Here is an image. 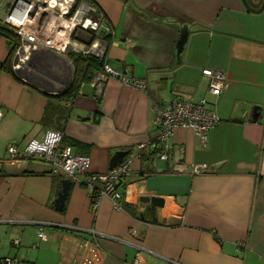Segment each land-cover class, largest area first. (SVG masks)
<instances>
[{
	"label": "crops",
	"instance_id": "0c3cea01",
	"mask_svg": "<svg viewBox=\"0 0 264 264\" xmlns=\"http://www.w3.org/2000/svg\"><path fill=\"white\" fill-rule=\"evenodd\" d=\"M1 1L0 19L11 0ZM94 1L112 26L104 62L145 78L147 90L117 77L98 90L92 81L97 69L78 74V55L71 52H42L32 62L35 71L17 72L2 43L0 158L8 145L43 140L49 129L63 131L62 143L74 153L90 156L92 171L111 169L119 150L136 153L120 185L123 208L109 196L94 208L93 192L82 181L73 183L58 210L65 178L53 176L42 161L2 163L0 256L17 257L18 264H83L90 253L82 242L97 239L99 264H130L137 255L146 264H264V0ZM185 26L188 40L178 54ZM41 60L48 64L40 66ZM206 68L227 75L228 87L218 97L209 92ZM71 84L74 92L52 94ZM175 97H208L214 104L221 120L207 142L191 128H178L170 160L139 151L138 144L156 135L155 109ZM253 105L261 107L257 120L248 114ZM178 157L206 162L212 171L177 173ZM154 195L165 199L157 221L149 212L142 217L138 207L141 196ZM132 229L140 233L138 244L130 239Z\"/></svg>",
	"mask_w": 264,
	"mask_h": 264
},
{
	"label": "built area",
	"instance_id": "2783aa9c",
	"mask_svg": "<svg viewBox=\"0 0 264 264\" xmlns=\"http://www.w3.org/2000/svg\"><path fill=\"white\" fill-rule=\"evenodd\" d=\"M6 10V15L0 19V45L8 43L14 71H35L32 62H37L41 58L39 55L46 51L58 55L68 52L85 57L94 55L103 60L106 56V37L112 32V26L105 12L93 0H11ZM40 62V66L48 64V60ZM203 74L208 77V89L212 95L218 97L228 87L225 71L206 68ZM109 77H117L136 89L147 90L145 78L133 77L112 68L106 62L94 72L92 81L98 90H102ZM155 111L156 135L137 147L139 151L154 150L156 156L162 160L171 159L172 136L178 128H191L206 143L209 131L221 120L208 97L198 100L175 97L169 103L157 107ZM1 114L0 110V118ZM63 138V131L49 129L43 140L31 139L24 147L12 143L7 147V155L0 158V164L45 162L50 166L53 176L69 178L77 183L83 181L93 192L94 208L99 207L101 197L109 196L115 207L122 209L124 192L120 185L130 175L137 154H128L122 163L106 172L92 171L90 156L74 153L71 146L62 143ZM173 169L177 173L192 175L212 171L211 165L206 162L187 164L180 157L175 159ZM97 183H101V186ZM38 233L41 238L46 237L41 229ZM129 235L137 244L141 241L137 229H132ZM14 242L19 244L20 240L15 239ZM81 248L90 253V256L83 259V264L101 262V244L97 239L84 240ZM18 263L17 257L0 256V264ZM130 264L146 263L137 255Z\"/></svg>",
	"mask_w": 264,
	"mask_h": 264
},
{
	"label": "water",
	"instance_id": "95a60500",
	"mask_svg": "<svg viewBox=\"0 0 264 264\" xmlns=\"http://www.w3.org/2000/svg\"><path fill=\"white\" fill-rule=\"evenodd\" d=\"M188 26H185L182 31H181V36L179 38V40L177 41V51L178 54H180L183 49L184 46L188 40ZM86 41H90L89 39L86 38H82ZM59 93H63V91H56L53 92L52 94H59ZM261 107L258 105H253L248 109V114L251 120H257L259 119V117L262 115V111L260 109ZM128 154V151L125 150H119L117 151L112 159H111V163L110 166L111 168L117 166L118 164L122 163L123 160L125 159L126 155ZM73 181L69 178H65L61 180V186L62 189L58 192L56 201H55V207L58 210H63L65 205H66V200L69 196L70 190L73 186ZM139 210L141 212V216L144 217V214L146 212L150 213V220H154L157 221L158 220V211L161 207L164 206L165 204V199L163 197H159V196H141L139 199Z\"/></svg>",
	"mask_w": 264,
	"mask_h": 264
},
{
	"label": "trees",
	"instance_id": "16d2710c",
	"mask_svg": "<svg viewBox=\"0 0 264 264\" xmlns=\"http://www.w3.org/2000/svg\"><path fill=\"white\" fill-rule=\"evenodd\" d=\"M101 10H102V8H101ZM108 39H109V37H107V40ZM9 59H11V54L9 56ZM75 61H76V67H77L76 72L78 74H82V75H84V72H85L87 67L98 69V68L102 67L104 64V60H102L96 56H92V55L86 56V57L85 56H76ZM84 78H85V76H84ZM74 87L75 86L72 84L69 85L68 88L62 94H64V93L70 94V93L74 92ZM150 151L153 152V154L155 153L154 150H150ZM124 205H125L124 207H126L130 212L135 213V207L134 206H132L129 203H126Z\"/></svg>",
	"mask_w": 264,
	"mask_h": 264
},
{
	"label": "rangeland",
	"instance_id": "374dc122",
	"mask_svg": "<svg viewBox=\"0 0 264 264\" xmlns=\"http://www.w3.org/2000/svg\"><path fill=\"white\" fill-rule=\"evenodd\" d=\"M6 3V0L1 1V4L4 5Z\"/></svg>",
	"mask_w": 264,
	"mask_h": 264
},
{
	"label": "bare ground",
	"instance_id": "6f19581e",
	"mask_svg": "<svg viewBox=\"0 0 264 264\" xmlns=\"http://www.w3.org/2000/svg\"><path fill=\"white\" fill-rule=\"evenodd\" d=\"M91 56V55H90ZM92 56H94V55H92Z\"/></svg>",
	"mask_w": 264,
	"mask_h": 264
}]
</instances>
